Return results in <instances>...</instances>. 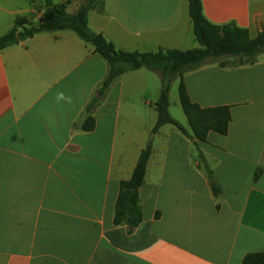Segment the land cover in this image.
Returning <instances> with one entry per match:
<instances>
[{"label":"crops","instance_id":"1","mask_svg":"<svg viewBox=\"0 0 264 264\" xmlns=\"http://www.w3.org/2000/svg\"><path fill=\"white\" fill-rule=\"evenodd\" d=\"M51 1L68 14L86 2ZM201 4L214 25L233 23L250 39L264 33V0ZM44 10L43 0H0V37L16 20L38 24ZM88 27L124 52L196 43L188 0H102ZM107 74L71 31L0 51V264H242L264 252V53L250 65L225 58L183 76L193 103L230 108L228 133L210 132L205 143L195 142L171 90L169 114L192 139L170 124L152 133L157 73L128 72L100 92ZM89 116L95 127L85 132ZM149 144L142 221L115 225L120 182Z\"/></svg>","mask_w":264,"mask_h":264},{"label":"trees","instance_id":"2","mask_svg":"<svg viewBox=\"0 0 264 264\" xmlns=\"http://www.w3.org/2000/svg\"><path fill=\"white\" fill-rule=\"evenodd\" d=\"M44 14L38 24H26L16 20L13 28L0 37V51L34 37L35 35L57 31H71L81 41L91 45L95 53L101 56L108 65V74L100 92L105 91L117 78L125 73L139 69L155 72L160 77V91L154 109L157 114L152 133L156 134L161 127L170 124L182 134L192 139L186 130L169 114V93L173 77H178V97L181 109L193 133L195 142L205 143L210 132L219 135L228 133L231 121L230 108L227 106L201 108L193 103L187 93L183 76L207 63L219 62L225 58L234 59L235 65H250L256 57L264 53V33L250 39L246 29L233 23L214 25L203 15L201 0H188L189 17L197 48L191 50H159L154 53L137 51L124 52L117 50L105 38L91 31L88 27V14L98 8L102 0H86L74 13L66 12V4H53L51 0H43ZM93 103L87 110L90 111ZM95 127V120L87 117L81 129L90 132ZM151 155L150 144L139 155L132 176L119 185V194L115 204L114 224L126 225L129 229L136 228L142 221L139 207L138 191L143 185L146 166ZM204 169L214 195L219 194L218 188L212 183V172L204 165ZM258 174L255 175L257 178ZM242 264H264V252L247 254Z\"/></svg>","mask_w":264,"mask_h":264},{"label":"rangeland","instance_id":"3","mask_svg":"<svg viewBox=\"0 0 264 264\" xmlns=\"http://www.w3.org/2000/svg\"><path fill=\"white\" fill-rule=\"evenodd\" d=\"M197 47H198V44L195 43V48H197ZM170 88H171L170 90L172 91V94H173L174 99L177 98L178 97V83H177V78H175V80L172 81ZM173 114H174V111H173Z\"/></svg>","mask_w":264,"mask_h":264}]
</instances>
